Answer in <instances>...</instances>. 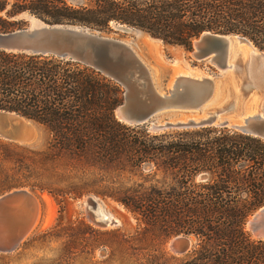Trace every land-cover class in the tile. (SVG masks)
Returning <instances> with one entry per match:
<instances>
[{
    "label": "trees",
    "instance_id": "1",
    "mask_svg": "<svg viewBox=\"0 0 264 264\" xmlns=\"http://www.w3.org/2000/svg\"><path fill=\"white\" fill-rule=\"evenodd\" d=\"M23 15L100 34L128 27L186 50L204 32L240 35L264 52V0H0V33ZM123 99L119 84L79 62L0 50V110L47 134L41 150L1 143L17 166L14 187L61 186L64 199H80L91 192L89 168L103 166L116 176L95 193L131 213L143 233L191 238L186 254L163 252L156 264H264V240L246 228L264 206V140L227 127L129 126L114 115Z\"/></svg>",
    "mask_w": 264,
    "mask_h": 264
},
{
    "label": "water",
    "instance_id": "2",
    "mask_svg": "<svg viewBox=\"0 0 264 264\" xmlns=\"http://www.w3.org/2000/svg\"><path fill=\"white\" fill-rule=\"evenodd\" d=\"M233 38L257 49L240 35L204 32L193 41L191 55L197 61H208L220 72L233 69L227 78L230 79V102L197 118L152 125L151 131L227 127L264 140V52L257 50V56L243 66L230 67L228 46ZM0 50L50 55L95 69L123 88L124 99L114 115L129 126L144 125L162 112H199L212 100L217 82L223 78L201 71L199 76L177 74L168 92L161 94L156 90L147 67L126 43L80 27L44 25L0 33ZM225 113L235 114L236 120L220 119ZM39 127L36 122L15 112L0 110V139L3 141L14 145L32 144ZM99 202L94 196L82 200L88 219L101 228L119 225L120 221L107 209V220H96L98 217L94 211ZM116 207L121 209L118 205ZM38 212V201L32 192L15 190L0 197V253H11L19 248L32 230ZM246 228L252 238L264 240V206L249 217ZM191 245L190 237L180 235L172 238L169 249L174 255H183Z\"/></svg>",
    "mask_w": 264,
    "mask_h": 264
},
{
    "label": "rangeland",
    "instance_id": "3",
    "mask_svg": "<svg viewBox=\"0 0 264 264\" xmlns=\"http://www.w3.org/2000/svg\"><path fill=\"white\" fill-rule=\"evenodd\" d=\"M18 20L21 22L14 25L10 31L38 28L45 25L27 15L12 21ZM100 36L126 43L147 67L156 90L161 94L168 92L173 78L179 71L184 72V67L187 66L196 71L223 77L221 81L217 82L212 100L199 112L167 111L159 113L146 123L149 125L150 131L152 125L200 117L208 111L225 107L232 99L228 81L230 79L227 78L232 75L233 69L220 72L208 61L195 60L191 56L194 51L193 46L191 50H186L183 47L167 45L138 30L132 28L124 30L114 26L112 32L100 34ZM233 40L235 39H231L232 45L228 50L230 52V54L228 52V63H232L234 66H243L246 58L241 54L245 51L240 47L244 45L238 46ZM257 50L254 49L255 52H258ZM219 118L232 122L236 120V115L225 113ZM46 140L47 134L40 126L35 142L18 146L41 150L45 146ZM1 143L11 144L0 139V197L15 190L31 192L27 188L14 187L12 171L17 166L8 160L6 150ZM147 174V170L143 172V175ZM115 176L116 173L108 172V169L103 166H91L86 177L91 192L80 199H73L69 196H65L64 199L55 189L61 188V186H55L40 193L32 192L38 201L37 224H34L18 249L11 253H0V264H156L155 255L163 252L174 255L169 249L172 239L165 241L155 235L147 236L142 231L143 226H140L131 213L126 212L119 204L95 193L101 192L108 180ZM135 180L137 179L126 181L124 178L123 182L131 186L136 182ZM88 196H94L100 200L94 213L98 214L100 210L103 215L108 216L109 213L105 212L107 209L120 221V224L108 228H101L93 224L81 204L82 200ZM116 205L121 209H118ZM98 219L100 220L99 217L96 218V220Z\"/></svg>",
    "mask_w": 264,
    "mask_h": 264
},
{
    "label": "bare ground",
    "instance_id": "4",
    "mask_svg": "<svg viewBox=\"0 0 264 264\" xmlns=\"http://www.w3.org/2000/svg\"><path fill=\"white\" fill-rule=\"evenodd\" d=\"M233 41H236V44L238 46L244 45L243 47H240V48H242L245 51L244 53L241 52L242 53L241 55L244 56V58H246V61L245 62H247L248 60H251L253 57H256L257 56V52H255L256 50L254 51V47H252L251 45H248V44H246L244 42H240V41H238L236 39L233 40ZM231 45H232V42L230 40V43H229V46H228V50H229V48H230ZM229 54H230V52H229ZM228 59H229V56H228ZM262 61H264V60H262ZM228 65H230V67H231L232 66V63H228ZM187 67H184V69H185L184 72L183 71H179L177 74H190L191 73V75L194 74L195 76H199L200 75V71H196V70H194V69H192L190 67H188V68ZM38 217H39V214H37V216H36V221H35L36 224H37ZM97 217H99L100 220H102V221H106L107 220V215L106 216L103 215L100 212V210L98 211Z\"/></svg>",
    "mask_w": 264,
    "mask_h": 264
}]
</instances>
